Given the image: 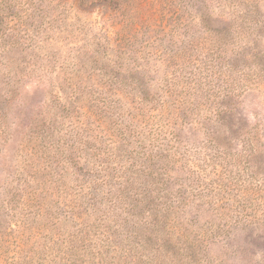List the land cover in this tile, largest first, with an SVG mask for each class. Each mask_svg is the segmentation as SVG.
<instances>
[{
    "label": "trees",
    "instance_id": "16d2710c",
    "mask_svg": "<svg viewBox=\"0 0 264 264\" xmlns=\"http://www.w3.org/2000/svg\"><path fill=\"white\" fill-rule=\"evenodd\" d=\"M54 1L0 0V147L23 104L25 78L48 85L0 181V264H215L201 255L210 241L229 237L238 224L264 228V178L254 177L248 204L222 205L232 214L219 221L209 216L221 205L207 201L219 187L205 190L206 170L243 163L258 172L264 154L246 131L238 143L224 131L235 90L220 92L213 107L192 103L197 94L209 100L205 69L213 80L233 79L231 59L220 71L204 62L195 69L184 47L180 64L149 90L146 81L124 79L130 57L94 34L68 45L72 29L52 14L60 5ZM79 2L123 14L117 43L134 36L133 0ZM187 118L205 136L199 145L182 144L174 129Z\"/></svg>",
    "mask_w": 264,
    "mask_h": 264
},
{
    "label": "rangeland",
    "instance_id": "374dc122",
    "mask_svg": "<svg viewBox=\"0 0 264 264\" xmlns=\"http://www.w3.org/2000/svg\"><path fill=\"white\" fill-rule=\"evenodd\" d=\"M134 2L129 3V11L136 6L134 14L137 13L138 18L135 17L133 22L136 31L125 45L115 40V30L120 28L123 14L111 6L98 3L86 6L79 0H60V5L52 14L57 18L64 16L67 29H72L65 40L68 45L73 44L72 41L87 42L94 34L97 42L111 45L113 53L124 51L123 55L130 57L123 62L128 66L123 73L124 79L128 80L131 76L139 82L146 81V84H151L149 90L160 84L161 78L180 64L177 55L184 47L185 56L193 59L195 69L204 62V67L210 63L214 71H220L225 59H231L234 64L233 79L225 76L223 80V77L213 80L204 68L208 74L204 80L209 83V100L197 94L192 103L200 108L213 107L219 104L220 92L235 90L231 104L233 112L225 118L227 126L224 131L234 143H238L237 139L246 131L250 139L262 142L264 147V0H140V5H132ZM198 42L204 44L203 48L196 46ZM206 47L210 50H205ZM182 65L185 71L186 61ZM227 72L224 70L221 74ZM55 75L52 73V78ZM25 79L18 98L23 104L10 117L12 128L8 139L0 147V181L15 164L17 149L24 141L22 131L46 97L47 83L36 85L31 78ZM101 88L104 89V86ZM201 92L207 94L204 89ZM253 126H258V130L247 132L252 131ZM174 129L184 145H199L205 138L202 130L189 118L183 122L177 120ZM259 162L261 168L258 172L244 168L243 163L237 168L216 166L215 173L206 170L211 190H205L213 193L214 187H219L216 189L219 193L207 196V201L212 206L221 205V208L216 207L209 212L210 217L219 221L232 214L222 205L238 208V203L252 201L254 177L264 178V154L259 155ZM261 196L263 199L264 191H261ZM231 228L229 237L210 241L201 255L215 264H264V228L261 224H238Z\"/></svg>",
    "mask_w": 264,
    "mask_h": 264
}]
</instances>
